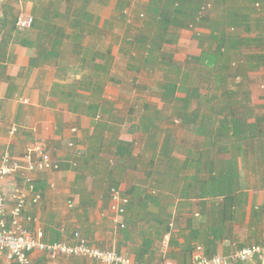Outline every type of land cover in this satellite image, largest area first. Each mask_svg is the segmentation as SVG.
Returning a JSON list of instances; mask_svg holds the SVG:
<instances>
[{
  "label": "crops",
  "instance_id": "0c3cea01",
  "mask_svg": "<svg viewBox=\"0 0 264 264\" xmlns=\"http://www.w3.org/2000/svg\"><path fill=\"white\" fill-rule=\"evenodd\" d=\"M117 2L85 1L94 22L100 26V49L110 51L114 57V73L116 55L111 48L115 45L104 48V42L120 22ZM0 3L20 15H36L38 22L37 26L25 29L15 25L13 31L0 30V162L7 150L14 157L23 158L27 148L42 144L57 164L56 168L34 174L35 191L41 197L37 203H29L24 213L25 227L42 230L48 243L73 244L79 233L92 245L156 264L165 261L192 264L197 244L210 256H224L264 240V90L256 94L251 82L247 84L248 95L238 97L244 103L250 102L246 105L253 111L248 116L244 114V119L256 126L251 130L246 127L244 141L229 143L227 153L214 154L212 161L217 168L206 172L203 159L198 157L195 162L187 159L186 149L197 150L199 155L203 149L201 142L192 146L178 143L180 153L168 166L157 159L160 148L146 147L143 134L132 123L128 132L141 134V146L122 137L121 132L113 134L114 129L121 130L125 118L117 116L124 121L118 120L111 129L100 132L95 128L97 119L74 111L75 98L69 93L75 88L61 86L74 78L73 68L64 80L58 75L59 66L54 60L38 57L41 40L55 37L57 26L63 27L67 35L73 33L66 17L55 16L52 11L46 15L49 6L64 7L66 1L0 0ZM92 4L109 7L111 11L98 15L90 8ZM104 97L114 103L106 93ZM117 140L131 144L128 157L116 159ZM150 152L154 154L149 158ZM114 160L119 164L111 169ZM139 172L143 175H138ZM14 179L21 182L17 176L0 183L9 191ZM113 186L120 187L129 200L120 216L111 209ZM11 207L9 201L8 208ZM32 257L35 264H99L83 256L60 255L52 259L38 250L32 252ZM0 264L17 263L9 262L4 253ZM234 264H264V258Z\"/></svg>",
  "mask_w": 264,
  "mask_h": 264
},
{
  "label": "trees",
  "instance_id": "16d2710c",
  "mask_svg": "<svg viewBox=\"0 0 264 264\" xmlns=\"http://www.w3.org/2000/svg\"><path fill=\"white\" fill-rule=\"evenodd\" d=\"M57 1L59 3L66 1V3L64 7L49 6L46 15L52 11L55 16L66 17L69 21L67 26L73 33L67 35L63 27L57 26L55 37H48L44 42L41 40L38 57L54 60L59 66L58 75L64 80L68 79L70 68H73L71 75L74 78L69 84L61 85L62 88H75V91L71 90L69 93L75 98L72 101L73 110L97 119L95 128L100 132L111 129L116 121L124 120L117 118L113 112V104L104 97L107 82L140 90L143 86L132 83L128 75L112 72L114 57L110 51L105 52L98 45L100 26L94 22V15L86 7V0ZM241 2L149 0L148 8L155 14L154 21L158 30L149 34L141 33L135 37L138 46L142 45L143 48L141 68L149 69L151 59H156L154 54L160 55V51H165L174 43L176 31L193 26L210 30L209 35L216 46L208 49L201 46V52L193 57L190 56L187 61V67L193 64L198 66V83L187 76L190 74L188 71H181L175 76L168 75L156 86L160 90L158 96L163 100L165 108L170 107L175 110L177 118L185 126L193 124L196 132L203 136L201 141L203 149L199 151V155L197 150L186 149L185 152L188 160L195 162L198 157L203 159L206 172L217 168L212 161L214 154L216 156L218 153H227L229 143L244 141L246 127L251 130L256 126L255 122L246 123L244 114L248 116L253 110L242 99L238 100V97L248 95L247 84L251 83L248 72L264 64V52L252 53L245 56V59L238 55L242 51L241 46L245 44L252 42L264 46V16L261 13L263 10L264 14V0H241ZM247 2L249 4H246ZM129 3L128 0H118L116 11L123 10L129 6ZM258 9L260 13L254 15L253 12H257ZM19 16L14 8L0 3V30L6 28L13 31ZM35 16L32 26L38 24ZM242 27L248 33L255 31V34L244 36L237 32ZM67 41L72 44L70 50L65 47ZM134 68L140 69V67ZM178 92H183L185 95L180 96ZM142 102L141 98L133 100V103L138 105ZM135 111L134 109L127 118L132 122V127L143 134L146 147L160 148L158 160L172 166L170 162L176 159L177 152L180 153V146L176 133L171 129L165 130L158 124L164 116L159 114L163 110H157L155 115L145 111L133 117ZM256 120L261 121V119ZM115 144L117 150L114 154L117 160L119 157L124 159L130 155L132 148L128 141L117 140ZM118 164L119 162L114 160V166L109 167L116 168ZM230 171L234 172L232 167Z\"/></svg>",
  "mask_w": 264,
  "mask_h": 264
},
{
  "label": "rangeland",
  "instance_id": "374dc122",
  "mask_svg": "<svg viewBox=\"0 0 264 264\" xmlns=\"http://www.w3.org/2000/svg\"><path fill=\"white\" fill-rule=\"evenodd\" d=\"M128 1H130L129 6L118 11L120 22H117L115 27L116 30L114 29V33L109 35L108 41L105 40L104 48L108 44H111L112 46L115 45V48H111L112 50L114 49L116 55V63L113 64L114 71L121 75H128L132 80V83L140 84L143 88L140 90L129 86L122 87V85L114 84L111 81L107 82L108 89L106 88L107 90L105 93L110 96L112 101H114V114L120 118L126 119L125 123L120 127L121 130L117 131L116 128V130L114 129L113 134L121 132V135H123L122 137L131 138L135 140L134 142L136 144L141 146V142L143 141L141 134L133 133L131 130V133L128 132V128L131 127L132 123L127 120L128 116L132 114L134 109L136 111L132 115L133 117L145 111L155 115L157 114V110H163L162 113L159 114L164 116L158 124H160L163 129L173 130L177 135L178 143L184 146H192L196 143H200L203 140V136L196 132L193 124L185 126L182 121L177 118L175 110L170 109V107L165 108L163 100L158 96L160 90L156 86H158L159 82L168 75L175 76L181 71H188L190 74L187 76L191 77L192 81L197 84L198 66L193 64L190 67H187V61L190 59V56L193 57L201 52V46L208 49L210 47H215L216 43L212 40L209 33L203 31L207 28L193 26L181 29L175 32V40L173 44L169 45L165 51H160V55L158 53L154 54L156 59H151L149 69L144 67L141 68L143 48L142 45L138 46L135 37L141 33H153L155 30H158V27L154 21L155 14H153L148 8L149 0ZM240 2L241 0H237V3ZM94 4H92V7L90 8L96 11L94 13L98 15L104 14V12L110 13L111 11V8L109 7L102 8L95 6ZM246 4H249V2ZM86 7L88 9V5ZM262 11L263 10H261V13L264 16ZM259 13V9L257 12H253L254 15ZM255 25H257V23ZM237 32L244 36L255 34V31L251 33L246 32L244 27L239 28ZM65 47L68 49L70 48L69 41L66 43ZM241 47L242 51L238 56L242 59H245V56L251 55L252 53L264 52V46H262V44L251 42ZM134 67H140V69ZM248 74L251 76V82L254 84V91L258 95L261 94V92H263L262 90H264V64L258 69L249 71ZM178 95L184 96L185 94L183 92H178ZM132 98H141L143 102L140 105L134 104ZM245 102V104H250L248 100ZM194 106L196 107L195 103ZM150 153L149 158L153 157L154 154L153 152ZM220 156L229 157L228 154H221ZM138 175L143 174L139 172Z\"/></svg>",
  "mask_w": 264,
  "mask_h": 264
},
{
  "label": "built area",
  "instance_id": "2783aa9c",
  "mask_svg": "<svg viewBox=\"0 0 264 264\" xmlns=\"http://www.w3.org/2000/svg\"><path fill=\"white\" fill-rule=\"evenodd\" d=\"M33 16L21 14L16 22L19 29L32 26ZM51 156L42 144L27 148L23 158L14 157L7 150L0 162V181L19 176L21 182L14 179L9 191L0 183V256L6 253L9 262L17 264H35L32 252L35 250L46 252L50 258L56 259L60 255L83 256L96 260L99 264H156L135 260L115 249L102 248L90 244L87 240L75 235V242L65 241L48 243L43 239L42 230L31 231L25 227L24 213L31 201L38 202L40 194L35 191L33 176L38 171L56 168ZM111 209L120 216L126 211L128 198L120 187H112ZM32 199V200H31ZM9 201L12 207L8 208ZM123 225V224H122ZM257 258H264V240L260 243L249 244L238 248L231 255H208L201 244H197L192 252V264H234L237 262H252ZM163 264H173L165 261Z\"/></svg>",
  "mask_w": 264,
  "mask_h": 264
}]
</instances>
